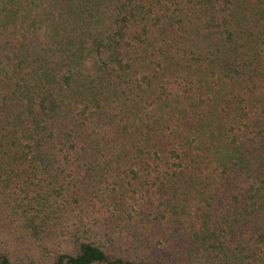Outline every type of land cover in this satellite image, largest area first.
<instances>
[{"label":"trees","instance_id":"16d2710c","mask_svg":"<svg viewBox=\"0 0 264 264\" xmlns=\"http://www.w3.org/2000/svg\"><path fill=\"white\" fill-rule=\"evenodd\" d=\"M0 264H264V0H0Z\"/></svg>","mask_w":264,"mask_h":264}]
</instances>
